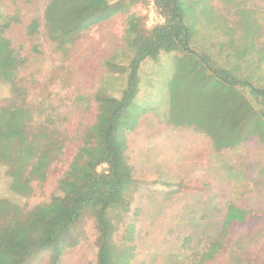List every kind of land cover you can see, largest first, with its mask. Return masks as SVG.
Returning <instances> with one entry per match:
<instances>
[{
  "label": "rangeland",
  "instance_id": "374dc122",
  "mask_svg": "<svg viewBox=\"0 0 264 264\" xmlns=\"http://www.w3.org/2000/svg\"><path fill=\"white\" fill-rule=\"evenodd\" d=\"M48 1L0 0V34L23 59L14 83L0 80V107L24 105L29 125L48 131L58 150L28 197L10 191L0 161V198L25 210L60 194L59 180L84 144L99 102L120 96L131 56L127 17L144 15L145 23L150 4L107 0L121 9L60 50L47 34ZM179 3L193 52H161L140 67L130 116L119 126L134 183L127 212L111 218L113 237L133 246L131 264H264V220L235 226L223 248L202 259L227 205L264 210V0ZM34 18L39 26L27 34ZM191 179L207 182L209 196L192 189L200 181ZM71 235L76 242L58 264H96L99 232L90 209ZM28 264H51V253L37 251Z\"/></svg>",
  "mask_w": 264,
  "mask_h": 264
},
{
  "label": "trees",
  "instance_id": "16d2710c",
  "mask_svg": "<svg viewBox=\"0 0 264 264\" xmlns=\"http://www.w3.org/2000/svg\"><path fill=\"white\" fill-rule=\"evenodd\" d=\"M151 1L164 22L147 28L144 15H128L125 41L131 56L124 87L119 97L99 102L96 120L85 132L84 144L59 180L60 194L32 210L0 198V264H28L37 251H49L51 264H58L67 247L76 242L72 239V227L87 209L93 212L99 232L96 264H131L133 246L126 242L119 245L114 240L115 223L111 219H121L127 212L128 189L134 183L133 168L124 155L126 145L120 122L130 116L129 106L138 92L139 71L144 61L157 59L161 52H193L179 0ZM117 9L121 5L108 4L107 0H49L44 9L47 34L57 49L64 50L82 32ZM38 26L37 19H32L26 33H35ZM201 59L209 61L207 54L201 55ZM22 64L23 59L10 39L0 34V80L14 83ZM55 146L48 131L29 125V111L24 105L0 107V161L6 167L12 193L28 197L33 191L32 182L45 179L48 166L58 154ZM190 185L197 191L202 188V196L211 192L203 181ZM260 220H264V210L227 205L218 237L208 244L202 259L218 253L235 226Z\"/></svg>",
  "mask_w": 264,
  "mask_h": 264
},
{
  "label": "built area",
  "instance_id": "2783aa9c",
  "mask_svg": "<svg viewBox=\"0 0 264 264\" xmlns=\"http://www.w3.org/2000/svg\"><path fill=\"white\" fill-rule=\"evenodd\" d=\"M149 1V10L147 13V18L145 20V26L147 28H151L152 26L156 25V24H161L164 22V18L163 16H161L160 14H158V12L156 11L153 2L151 0Z\"/></svg>",
  "mask_w": 264,
  "mask_h": 264
},
{
  "label": "crops",
  "instance_id": "0c3cea01",
  "mask_svg": "<svg viewBox=\"0 0 264 264\" xmlns=\"http://www.w3.org/2000/svg\"><path fill=\"white\" fill-rule=\"evenodd\" d=\"M132 14V13H131ZM130 15V14H129ZM188 181H200V180H194V179H191V180H188ZM202 181V180H201ZM200 181V182H201ZM204 182V181H203ZM205 183H207V182H205ZM212 192V191H211Z\"/></svg>",
  "mask_w": 264,
  "mask_h": 264
}]
</instances>
